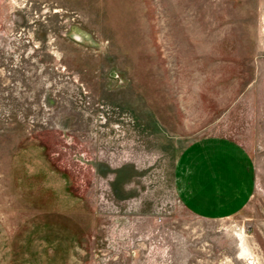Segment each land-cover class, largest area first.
I'll return each instance as SVG.
<instances>
[{
  "label": "rangeland",
  "instance_id": "374dc122",
  "mask_svg": "<svg viewBox=\"0 0 264 264\" xmlns=\"http://www.w3.org/2000/svg\"><path fill=\"white\" fill-rule=\"evenodd\" d=\"M263 1L0 0V264H264ZM209 138L254 193L203 219Z\"/></svg>",
  "mask_w": 264,
  "mask_h": 264
},
{
  "label": "crops",
  "instance_id": "0c3cea01",
  "mask_svg": "<svg viewBox=\"0 0 264 264\" xmlns=\"http://www.w3.org/2000/svg\"><path fill=\"white\" fill-rule=\"evenodd\" d=\"M260 10L264 12V1ZM260 38L259 49L264 52V35ZM176 188L184 206L200 218L231 215L243 208L254 193L250 157L231 139L202 140L180 159Z\"/></svg>",
  "mask_w": 264,
  "mask_h": 264
}]
</instances>
